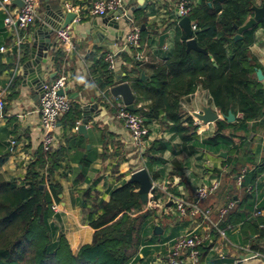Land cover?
Instances as JSON below:
<instances>
[{
    "label": "crops",
    "instance_id": "obj_1",
    "mask_svg": "<svg viewBox=\"0 0 264 264\" xmlns=\"http://www.w3.org/2000/svg\"><path fill=\"white\" fill-rule=\"evenodd\" d=\"M94 1L38 0L39 15L36 22L25 32L26 39L21 46V52L13 33L5 24L6 9H13L17 4L0 5V59L11 67L0 74V101L4 102L0 116V156L5 157L1 172L10 181L24 182L29 166L43 140L44 131L39 112L40 96L34 90L35 87L29 84L30 79L26 78L23 69L24 64L31 58L34 36L41 23L48 18L52 21L63 19L61 14H58L59 10L66 14L70 11L69 7L78 9L82 18L71 24L77 49L68 55L61 69H57L53 54L57 45L54 32L52 35L54 44L49 52L48 62L44 64L43 73L49 82L62 76L66 78L68 95L81 106L82 115L79 123L83 120V107L86 104L97 105L89 118L88 136L79 133L78 126L71 129L62 121H59L56 129L54 149L63 153L59 158V167L52 176V181L60 183L63 189L60 201L56 203L59 209L51 219L56 232L65 234L74 253H78L82 246L91 243L96 230L89 224L88 214L95 198L110 200L112 190L128 182L135 171L142 168L149 170L150 156L153 155L158 159L153 162V171L159 175L155 177L153 172L150 170L149 172L158 186V191H152L149 202L143 203L145 210L156 203L158 216L154 218L153 223L155 227L162 226L163 234L153 232L151 241L140 250L135 264H167L174 240L186 233H196L205 238L199 264H264L262 258H246L252 250L250 240H247L240 226L237 224L229 225L227 228L220 226V221L224 217L219 215L218 209L223 207L228 199L222 186L214 195L199 202L201 206L204 204L203 208L214 207L212 219L215 224L205 222L201 217H182L172 201L173 197L196 200L195 191L198 187L208 185L215 179H220L222 185L224 174L229 172L224 161L230 150L225 147L217 149L202 145L216 134L217 121L207 125L198 123L200 121L195 113L202 111L206 106H212L221 114L210 91L199 86L196 92L180 97L184 123L194 121L199 125L198 149L195 154H189L183 151L181 139L174 137L172 122H168L166 126L160 121L155 122L147 139V146L144 148L136 146L128 126L117 117L118 105L125 104L122 97H115L111 93L112 87L105 96L94 86L97 78V75L92 73L94 66L104 53L112 51L114 47H119L122 51L126 35L133 26L138 25L141 30L159 28L158 32H150L143 38L142 49L136 48V53L142 52L145 56L143 61L138 60L141 65L144 64L146 79L153 65L165 62L172 55L177 36L186 34L179 25L177 0H125L128 13L133 7L144 5L145 1L148 3L146 8L136 9L143 11L144 17L139 21L133 18L132 22H127L125 18L117 19L113 15L91 14L89 9ZM256 4L261 5L262 0H256ZM262 23L257 25L256 40L250 51L264 71ZM193 25L192 22V27ZM166 32L169 36L165 39L164 45H161L159 37ZM3 46L7 49L1 51ZM130 53L133 54L132 51ZM54 73L57 74L53 76ZM124 73L127 75L125 71ZM17 77L20 78L19 83L13 87V81ZM258 80L264 84V79ZM125 81L131 80L125 78L119 80L116 75L117 84ZM148 103L149 101L144 100L140 105L146 106ZM241 116L242 114H238L236 117ZM224 133L232 135L234 129H227ZM237 135L244 137L249 143V153H260L257 154L260 160L264 149V117L250 122L248 132L240 131ZM13 140H16L14 145ZM160 140L169 144L167 151L163 154L153 150L149 152L154 142ZM234 141L236 144L241 143L239 137H234ZM221 151L227 152V156H221ZM82 158L91 159L90 166L85 168ZM175 158L183 161L184 168L180 172H174L172 161ZM216 169L222 171L221 176H218ZM260 182V191L264 192V174ZM235 184L241 185L239 179Z\"/></svg>",
    "mask_w": 264,
    "mask_h": 264
},
{
    "label": "trees",
    "instance_id": "obj_2",
    "mask_svg": "<svg viewBox=\"0 0 264 264\" xmlns=\"http://www.w3.org/2000/svg\"><path fill=\"white\" fill-rule=\"evenodd\" d=\"M189 2L188 16L197 26L195 38L207 53L188 50V35L179 34L172 55L165 62L153 65L149 77L142 80L145 68L135 56L137 49L131 48L133 54L129 50L122 51L123 69L127 73L124 78L131 80L129 82L136 95L134 113L141 115L151 128L158 121L163 126L172 122L174 137L181 139L183 151L189 154H195L198 149L199 125L194 121L184 123L181 96L192 94L202 86L210 91L221 113L228 115L232 111L236 116L242 114L235 122L219 119L216 134L202 145L230 150L224 161L229 172L224 174L221 186L228 195L224 206L231 201L235 202V206L222 217L220 226L227 228L237 224L250 240L251 250L264 253V216H254L257 209H264V192L260 191L264 149L259 160L257 154L260 153H249V143L237 135L240 131L248 132L250 122L264 117V84L256 75L261 64L250 51L256 40L257 26L244 31L243 38L235 39L239 28L253 15L252 7L256 0ZM143 17V11H135L136 21ZM158 31V27L142 29V39L150 32ZM106 53L92 71L93 75H97L94 86L105 96L117 84L116 73L105 60ZM53 54L55 67L60 70L68 56L59 44ZM10 69L0 59V74ZM132 74L135 77H131ZM19 79H14L13 87ZM144 100L149 101L148 105H140ZM80 107L73 100L71 109L59 121L71 129L76 128L82 115ZM230 128L234 129V134L226 135L224 132ZM234 137H239L241 143L236 144ZM168 147L169 144L163 140L155 141L149 152L153 150L163 154ZM58 151L54 148L46 151L41 145L22 183L10 181L4 176L1 167L5 157L0 156V264L137 263L140 250L151 241L155 228L153 221L158 216L157 208L145 210L137 182H124L112 190L108 201L95 198L88 214V222L96 230L93 241L82 246L78 253L73 252L64 233L56 232L51 222L56 215L53 205L60 201L63 191L60 183L52 181L63 154ZM150 159L148 168L156 177L159 173H154L153 162L158 159L153 155ZM91 163V159L82 158L85 168ZM172 165L174 172L184 168L180 158L173 159ZM216 172L221 176L220 169ZM240 177L241 185L238 186L235 183Z\"/></svg>",
    "mask_w": 264,
    "mask_h": 264
},
{
    "label": "built area",
    "instance_id": "obj_3",
    "mask_svg": "<svg viewBox=\"0 0 264 264\" xmlns=\"http://www.w3.org/2000/svg\"><path fill=\"white\" fill-rule=\"evenodd\" d=\"M13 3V0H0L1 6H6ZM24 6L20 9L19 6H15L13 9H6L5 24L7 28L13 33V37L18 44L19 52H21V46L26 39L27 29L33 25L39 15V3L38 0H24ZM189 0H177L178 12L180 16H187L190 12ZM70 11L77 12L75 21H80V11L69 7ZM89 12L93 15L109 16L113 15L117 19L128 17V12L125 8V0H95ZM133 19H131V22ZM193 29L196 30L197 26L194 24ZM57 44L63 46L64 52L68 56L70 53L77 49L76 43L73 39L72 26L69 25L65 28H60L55 31ZM142 30L136 25L133 26L126 35V42L122 47V51L129 50L135 47L142 49ZM7 48L3 46L1 51ZM137 59L144 60L145 56L142 52L135 54ZM105 60L109 64V68L115 71L117 63V53L112 50L105 54ZM67 88V80L64 76L56 79L53 82L46 81L43 86V94L40 96V109L41 123L44 131L43 145L46 151L55 147L56 129L61 117L68 112L73 104V99L66 92L65 94H59V90ZM1 109L4 107V102L0 101ZM117 117L125 122L131 133L133 143L138 147H146L147 139L150 137L152 128L145 124L144 118L130 111L126 104L118 105ZM201 123V122H198ZM13 145L16 140L12 141ZM241 183V177L239 178ZM221 186V180L215 179L208 185H202L195 191V199L189 201L185 198L173 197V203L176 205V209L182 217H201V219L208 223H214L212 215L214 209L212 207L203 208L199 202L209 198L213 195ZM235 202L231 201L227 206L221 207L219 215L224 217L233 207ZM152 207L156 208L152 204ZM55 211H58V205H53ZM255 216L264 215V209H257L254 212ZM215 224V223H214ZM205 238L196 233H186L178 236L170 249L169 258L167 264H199ZM253 255L250 258H262L264 260V253L252 251ZM247 258V257H246Z\"/></svg>",
    "mask_w": 264,
    "mask_h": 264
},
{
    "label": "water",
    "instance_id": "obj_4",
    "mask_svg": "<svg viewBox=\"0 0 264 264\" xmlns=\"http://www.w3.org/2000/svg\"><path fill=\"white\" fill-rule=\"evenodd\" d=\"M13 3L17 4L19 8L21 9L24 6V0H13ZM147 1H145L144 5H139V7H133L128 17H125L127 22H130L131 19L134 18V13L136 9H140L141 7L146 8L147 7ZM253 15L249 18V20L239 28V33L235 36V39H241L243 38L242 33L248 29H252L256 27L258 24L264 22V3L259 5L255 4L253 7ZM61 14V17L63 19L61 20H55L52 21L51 19H47L44 23H41V26L38 28L37 34H35L34 42L32 45L30 56L31 58L24 64V74L26 78L30 79V85L35 87L34 90L38 92V96H41L43 94V86L46 83V79L44 78V64L48 62L49 52L51 51L53 47V33L60 29L65 28L75 22V18L77 17V13L74 11H68L66 14L62 10L58 11V14ZM179 17V25L185 30L186 34L188 35L189 39L187 41V47L188 50H197L200 52H206L207 50L199 46L197 39L195 38L196 30L192 27V20L191 18L187 16H180ZM60 19V18H59ZM169 36V33H163L160 35L159 40L160 44L164 45L165 39ZM113 50L117 53V63L115 68V73L119 80H122L126 74L123 71V65L124 61L122 58V51L119 47H114ZM57 73H54L53 76H55ZM257 76L260 80L264 79V71L262 68L257 69ZM131 77H135L134 74L131 75ZM141 79L146 80L145 73L141 74ZM69 88L61 89L59 90V94L63 95L66 92H68ZM111 93L115 97H122L123 102L126 104L127 108L135 112V101H136V95L133 91V88L131 86V83L128 81L120 82L116 85H114L111 88ZM97 107V105L93 104H86L83 107V120L78 125V132L81 134H84L85 136H88V123L89 118L91 117V112L94 111V109ZM2 115V109L0 107V116ZM198 120L207 125L210 123H214L218 121L219 119L225 118L229 122L236 121L237 117L236 115L230 111L228 115L224 113H219L217 110H215L212 106H206L203 108L202 111L195 113ZM89 148L91 145L88 146ZM221 156H227V152L221 151ZM129 182H137L140 185L139 193L141 195V199L144 203H148L150 200V193L152 191H158V186L154 182L149 170L147 168H142L138 171H135L131 178L129 179ZM155 234L161 235L163 234V228L160 225H157L154 229ZM252 253L248 254L246 257L250 258L252 257Z\"/></svg>",
    "mask_w": 264,
    "mask_h": 264
}]
</instances>
